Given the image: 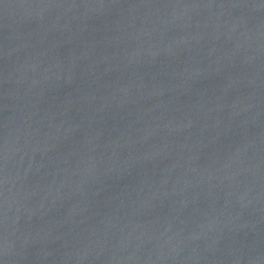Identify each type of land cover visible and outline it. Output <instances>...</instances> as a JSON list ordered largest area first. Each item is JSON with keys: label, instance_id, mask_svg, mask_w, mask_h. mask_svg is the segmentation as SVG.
I'll return each instance as SVG.
<instances>
[{"label": "water", "instance_id": "water-1", "mask_svg": "<svg viewBox=\"0 0 264 264\" xmlns=\"http://www.w3.org/2000/svg\"><path fill=\"white\" fill-rule=\"evenodd\" d=\"M0 264H264V0H0Z\"/></svg>", "mask_w": 264, "mask_h": 264}]
</instances>
